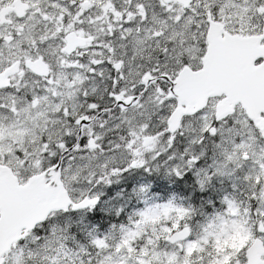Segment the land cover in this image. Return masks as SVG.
I'll return each instance as SVG.
<instances>
[{
    "label": "snow or ice",
    "instance_id": "obj_1",
    "mask_svg": "<svg viewBox=\"0 0 264 264\" xmlns=\"http://www.w3.org/2000/svg\"><path fill=\"white\" fill-rule=\"evenodd\" d=\"M136 170L243 189L203 223L169 201L70 245L55 218L123 215L104 188ZM241 220L249 243L217 251ZM262 249L264 0H0V264H264Z\"/></svg>",
    "mask_w": 264,
    "mask_h": 264
},
{
    "label": "rangeland",
    "instance_id": "obj_2",
    "mask_svg": "<svg viewBox=\"0 0 264 264\" xmlns=\"http://www.w3.org/2000/svg\"><path fill=\"white\" fill-rule=\"evenodd\" d=\"M157 176V181L161 179V181L166 184V185H170L171 187L179 184L180 186H184L183 184H189L188 181H177L175 179L170 178L169 176L162 174V173H154L152 174V176ZM244 173L240 172L237 174V176L239 177H243ZM127 180L129 181H134L136 182V184H133L134 187H137V184L139 185V189L141 187H147L148 190H150L152 188V185L154 184V180L152 178H150L147 174L143 173L140 170H137L135 172H132L130 174L126 175ZM190 180H192V177L189 178ZM215 179L219 182L225 183L226 187H230V188H235L237 189V187H234V185H238L239 188L242 187L243 189V184L241 182L240 179H237L236 176H217L215 177ZM140 180L142 182L138 183L137 181ZM227 183V184H226ZM213 184V181L210 183ZM200 191H204L201 190ZM170 194V195H169ZM167 196L161 198V200H159L158 202L149 205L146 204V206H144L143 208H141L139 211H135L136 213L145 210L147 207H151V206H155L157 204H166L169 201H172L173 203L177 204V205H183L185 207H193L196 209V215L194 217V223H203L209 216L214 215L217 212H221V210L219 209V206L216 204L215 200H212V198H203V195L201 197H199L198 195H196V200L193 201V195L195 196V192H189L188 196H187V200H182V199H177L178 195L177 194H172L169 193ZM180 197V196H179ZM226 197H233L232 195L228 194L227 196L222 198V204H224L223 206V211L226 210L227 208V204L225 202V198ZM169 198V199H168ZM209 205H211V209L209 207ZM91 212H73V211H69V212H63L59 217L55 218L56 220H59L61 222V225L63 226L64 223L66 222H72L73 227L71 229V234L76 236V241L72 242L69 241L70 245L75 246L76 244H84V245H90L91 244V236L88 234L90 232L93 231V229H95L99 234H106L110 229L111 226L113 224H118V225H126L128 223V218L131 216H134L135 213L131 214L129 217H124L125 219L122 220V222L117 223V222H110V224L108 225L110 227L109 230L99 227V228H95L96 226L100 225V223H96L93 222L92 218H91ZM116 217H118L115 214ZM78 224H83L86 227V231L84 229H82L81 227H77L76 225ZM239 226H240V222L239 224L232 228L229 225H225V228L221 229V231H225V229H230V235H228L225 238H218L214 241L215 247L217 249V251L219 252H225L229 249H232V247H235V252H238L237 250L239 249L238 247V239H234L231 243L230 246L231 248H227V249H222L221 245L219 243H223L226 244L228 243L229 236H231V234H233L234 232L238 233L239 232ZM41 235H43V233H41ZM244 237H246L244 235ZM191 239H194L195 237H190ZM246 241V238L243 241H240V244H243V242ZM237 247V248H236ZM233 250V249H232Z\"/></svg>",
    "mask_w": 264,
    "mask_h": 264
},
{
    "label": "trees",
    "instance_id": "obj_3",
    "mask_svg": "<svg viewBox=\"0 0 264 264\" xmlns=\"http://www.w3.org/2000/svg\"><path fill=\"white\" fill-rule=\"evenodd\" d=\"M154 178L157 179V177ZM137 182L140 183L142 181L138 180ZM133 184H136V182L130 180L128 181L125 175L121 177L118 182L113 183L111 186H109L108 194L107 196H105V199L110 200L115 208L122 207L124 209L123 215L116 217L115 211H94L90 213L93 222H98L100 223V225H98L99 227L109 230L110 228L108 225L111 221L114 220L117 223H120L131 214H136V212L146 206V204L152 205L161 200V198L167 196L169 193L175 194L176 189L180 194V197L178 196L177 199L180 198L182 200H187L188 193L191 191L193 192L194 189L193 184L190 182L189 184H183L184 186H180L178 184L171 187L170 185L162 184L161 187L160 180H158L157 183H154L152 185V188L148 190L147 193H143L139 191L140 184H137V187H134ZM118 192L121 193V196H117ZM193 197L195 196L193 195ZM229 246L230 243L221 244L222 249H226Z\"/></svg>",
    "mask_w": 264,
    "mask_h": 264
},
{
    "label": "flooded vegetation",
    "instance_id": "obj_4",
    "mask_svg": "<svg viewBox=\"0 0 264 264\" xmlns=\"http://www.w3.org/2000/svg\"><path fill=\"white\" fill-rule=\"evenodd\" d=\"M149 177L154 180V183H157L156 178H154V177H157L156 175L155 176L151 175ZM162 184L166 185L160 179V186L161 187H162ZM176 185H178V184H176ZM107 189H109V186H106L104 188V191L106 193L105 196H107V194H108V192L106 191ZM240 190H242V187H240ZM193 191L195 192V197H196V195H198L199 197H201L203 195V198H212V200H215L216 204L219 206V209L221 210V212H223V206H224V204H222V198L227 196L228 194H230L232 196H236L238 194L237 189L226 187L225 183L219 182L215 178L213 180V184H209L208 186H206L204 191L201 192L198 185L194 186ZM175 194L180 196L177 189L175 190ZM195 197H193V201L196 200ZM209 207H210V209L212 208L211 205H209ZM95 228H98V227H95ZM244 235L246 237H244ZM236 236H238V237H236ZM231 237H236L238 239L237 244H238L239 249L237 251L239 252L252 239L251 232H250L249 228L247 227V221L241 220L240 226H239V232L236 233L235 235L232 234ZM245 238H246V241L243 242V244H240V241H243ZM229 248H231V246ZM232 249L235 251V247H232Z\"/></svg>",
    "mask_w": 264,
    "mask_h": 264
},
{
    "label": "water",
    "instance_id": "obj_5",
    "mask_svg": "<svg viewBox=\"0 0 264 264\" xmlns=\"http://www.w3.org/2000/svg\"><path fill=\"white\" fill-rule=\"evenodd\" d=\"M262 250H264V249H262Z\"/></svg>",
    "mask_w": 264,
    "mask_h": 264
}]
</instances>
